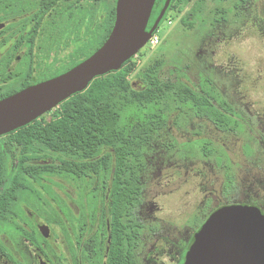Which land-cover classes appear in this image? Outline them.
<instances>
[{
    "label": "flooded vegetation",
    "instance_id": "af4514ba",
    "mask_svg": "<svg viewBox=\"0 0 264 264\" xmlns=\"http://www.w3.org/2000/svg\"><path fill=\"white\" fill-rule=\"evenodd\" d=\"M116 1L0 0V97H8L72 68L74 62L83 58L85 37H90L92 30L93 36L99 33L100 6L113 2L116 4ZM156 11L154 4L147 29L153 26L159 16L160 12L156 16ZM259 14L264 16V0L260 3ZM202 90L198 93H202ZM205 96L214 110L202 111L195 108V117L205 118L218 131L233 130L229 125H236V120L241 115L243 117L244 112L234 113L231 106L219 97ZM252 127L247 128L253 133ZM259 128L261 131H254L259 134L255 142L262 146L259 150L264 151V127ZM154 130L151 127V132ZM5 136L0 137V171L3 168L2 160L6 168V175L3 178L0 175V264H184L196 233L219 208L245 205L264 215V161L263 164L256 163L252 172L245 174L235 173L238 165L233 166L228 158L220 157L217 165L222 168L223 180L219 196L206 197L203 206L198 210L192 209L183 221L166 222L157 215L153 216L139 198L136 206L133 207L130 203L123 217L125 246L120 248L123 254H119L116 251L119 247L113 249V245L111 246L110 189L101 185L99 176L93 175L91 194L84 193L87 195L84 198L83 190L78 192L83 197L80 200L82 204L75 208L57 205V211L61 213L66 226L67 239L62 240L63 253L55 247L52 249L53 254H50L46 252L43 243L48 244L53 234L48 225L40 222L43 219L41 214L45 211L41 202L42 194L36 186L52 196L46 185L51 184L50 180L58 176L21 175L20 144L14 142L11 146L3 140ZM197 141L202 144V148H207L210 144L206 140ZM37 163L43 162H30L32 165ZM240 168L242 171L244 165ZM86 178L88 184L90 177ZM244 178L249 181L247 191L244 183H241ZM22 179L27 182L23 190ZM42 181L46 183L44 186ZM142 193L140 190V194ZM65 215L73 217L71 222L66 221ZM43 221L49 224L46 219ZM40 226L48 227L46 237L40 232Z\"/></svg>",
    "mask_w": 264,
    "mask_h": 264
},
{
    "label": "rangeland",
    "instance_id": "374dc122",
    "mask_svg": "<svg viewBox=\"0 0 264 264\" xmlns=\"http://www.w3.org/2000/svg\"><path fill=\"white\" fill-rule=\"evenodd\" d=\"M261 1L184 0L154 31L159 43H147L133 57L134 69L128 76L133 89H142L146 84L143 76L146 67L162 60L159 83L176 81L195 92L209 90L229 104L234 113L247 114L243 113V117L240 114L236 125L229 123L233 130L226 132L218 131L205 118L195 117V108L190 103H173L166 109H131L123 115L121 129L126 134L147 124L150 115L164 119L162 126L150 131L146 137L133 167L143 192L139 194L141 204L153 216L157 215L166 222H181L192 209L203 206L206 197L217 198L223 180L222 168L217 165L220 157L228 158L233 166L238 165L235 173L247 174L252 172L256 163L263 164L264 151L259 150L261 145L255 142L259 134L254 133L264 127V16L259 14ZM67 52L70 54V49ZM53 116L54 109L43 115L45 120ZM248 126H253V133ZM197 140H206L210 144L202 148ZM47 160L59 162L54 155ZM87 180L86 177L70 176L52 178L51 184L46 185L52 196L36 186L42 194V207L46 212H42L40 222L48 225L53 234L48 244L43 243L46 252L53 254L52 249L57 247L63 253L66 226L57 205L75 208L82 204L80 200L86 198L84 193L91 194V184L94 183L89 179L87 184ZM241 183L247 191V178ZM45 184L42 181V186ZM82 190L83 197H80L78 192ZM65 216L66 221L73 219ZM45 219L49 224L43 221ZM93 221L95 223L94 218Z\"/></svg>",
    "mask_w": 264,
    "mask_h": 264
},
{
    "label": "trees",
    "instance_id": "16d2710c",
    "mask_svg": "<svg viewBox=\"0 0 264 264\" xmlns=\"http://www.w3.org/2000/svg\"><path fill=\"white\" fill-rule=\"evenodd\" d=\"M183 1L171 0L165 17ZM164 2L165 0H156V16ZM100 9L102 18L99 33L93 36L92 30L90 37H86L83 58L74 62V66L94 53L107 39L113 27L115 3L101 5ZM132 59L125 62L120 70L95 78L83 92L59 104L54 109L53 118L45 120L41 116L7 134L3 139L11 146L14 142H19L21 175L52 174L77 179L89 176L91 180L93 175L99 176L101 185L110 189L111 246L113 245V249L119 247L116 249L119 254H123L120 248L125 246L123 217L126 208L130 203L133 207L139 203L141 185L138 176L133 173L134 164L137 162L143 142L150 134V124L154 129H158L162 122L164 123L163 118L150 115L147 124L126 134L121 129L123 115L131 109L144 110L149 107L166 109L173 103H190L202 111L214 110L205 95L215 97L209 90L198 93L181 82L159 83L158 75L163 66L162 60H156L146 67L143 73L145 86L139 90L133 89L128 80L134 69ZM2 98L5 97H0ZM50 155L57 157L59 162L45 163ZM33 160L43 163L32 165L30 162ZM1 165L3 168L0 175L3 178L6 175L3 160ZM26 184V180L22 179V190Z\"/></svg>",
    "mask_w": 264,
    "mask_h": 264
},
{
    "label": "water",
    "instance_id": "95a60500",
    "mask_svg": "<svg viewBox=\"0 0 264 264\" xmlns=\"http://www.w3.org/2000/svg\"><path fill=\"white\" fill-rule=\"evenodd\" d=\"M155 2L117 0L113 27L94 53L54 78L0 99V137L83 92L95 78L120 70L147 44L171 0L147 29ZM39 230L47 236L48 227ZM184 264H264V215L245 205L219 208L196 233Z\"/></svg>",
    "mask_w": 264,
    "mask_h": 264
},
{
    "label": "built area",
    "instance_id": "2783aa9c",
    "mask_svg": "<svg viewBox=\"0 0 264 264\" xmlns=\"http://www.w3.org/2000/svg\"><path fill=\"white\" fill-rule=\"evenodd\" d=\"M168 23H170V21H168ZM149 44L151 45H157L159 43V37H157L156 35L152 34V36L150 37V39L148 40Z\"/></svg>",
    "mask_w": 264,
    "mask_h": 264
}]
</instances>
